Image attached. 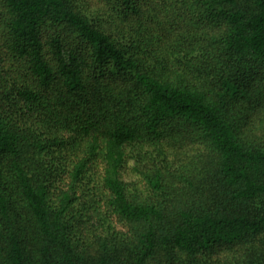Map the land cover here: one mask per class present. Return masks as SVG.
<instances>
[{"label":"trees","instance_id":"obj_1","mask_svg":"<svg viewBox=\"0 0 264 264\" xmlns=\"http://www.w3.org/2000/svg\"><path fill=\"white\" fill-rule=\"evenodd\" d=\"M0 264H264V0H0Z\"/></svg>","mask_w":264,"mask_h":264},{"label":"rangeland","instance_id":"obj_2","mask_svg":"<svg viewBox=\"0 0 264 264\" xmlns=\"http://www.w3.org/2000/svg\"><path fill=\"white\" fill-rule=\"evenodd\" d=\"M129 171H130V173H129L128 178H130V179L133 178L134 179L136 175L133 173V170L130 169Z\"/></svg>","mask_w":264,"mask_h":264}]
</instances>
